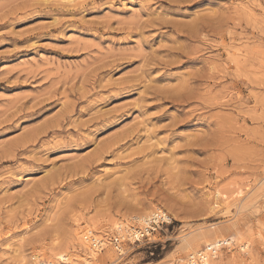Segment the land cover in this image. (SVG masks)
I'll list each match as a JSON object with an SVG mask.
<instances>
[{"label": "rangeland", "instance_id": "374dc122", "mask_svg": "<svg viewBox=\"0 0 264 264\" xmlns=\"http://www.w3.org/2000/svg\"><path fill=\"white\" fill-rule=\"evenodd\" d=\"M64 254L264 264V0H0V262Z\"/></svg>", "mask_w": 264, "mask_h": 264}, {"label": "built area", "instance_id": "2783aa9c", "mask_svg": "<svg viewBox=\"0 0 264 264\" xmlns=\"http://www.w3.org/2000/svg\"><path fill=\"white\" fill-rule=\"evenodd\" d=\"M172 222L171 217L167 212L162 209L155 210L145 222L137 224L135 222L131 223L130 230L131 234L124 235L125 230L122 227L119 229H115L114 235L111 237L110 245L118 252L121 253L125 244L127 243H137L142 240L148 239L151 235L161 229L164 225H168ZM127 229V230H129ZM97 239H90V243L95 249L102 248V243L100 241H96ZM195 261L198 263H202L200 256L195 257Z\"/></svg>", "mask_w": 264, "mask_h": 264}, {"label": "bare ground", "instance_id": "6f19581e", "mask_svg": "<svg viewBox=\"0 0 264 264\" xmlns=\"http://www.w3.org/2000/svg\"><path fill=\"white\" fill-rule=\"evenodd\" d=\"M142 214V213H141ZM152 213H150L149 215H146V216H143V217H133V218H137L141 223H143V222H145L146 221V219L151 215ZM174 218V220H177L176 219V217H173ZM116 230L117 229H119V227H122V229H124L125 230V234L124 235H130L131 234V228H130V226H131V223H129V222H124V221H121V222H119V223H117L116 225ZM130 228V229H129ZM127 229H129V230H127ZM67 232V231H66ZM95 233V232H94ZM92 231H88V232H84L83 233V235H82V241L86 244V249H87V251L89 252V254L92 252V257H96V258H98V257H100V253H103V251L104 250H107V249H110L111 250V248H110V239H109V237L108 236H96V237H94V234ZM97 234V233H96ZM181 234V235H180ZM179 235L180 236H182V232L180 233ZM91 237L92 238H95V239H97L96 241H100L101 243H102V248H99V249H95V248H93V246L91 245V243L89 242L90 241V239H91ZM103 237V238H102ZM182 237H184V236H182ZM181 238V237H180ZM238 240V238H236V237H230V238H226V239H224V242L225 243H231V241H237ZM84 244V245H85ZM127 244H134V243H127ZM126 245V244H125ZM222 246V243H221V241H216V242H210V243H208L207 245H206V249H205V251L206 252H212V253H210V254H212V256H214L215 254H216V251H218L219 250V248ZM125 248H123V250H124ZM200 253V252H199ZM203 254H199V256H200V258H201V260H202V263L203 264H211L210 263V259H208L207 257H206V255H203ZM209 254H207V256H208ZM197 255H195V256H191L190 257V260H189V262H190V264H197V262L195 261V257H196ZM5 258V257H4ZM33 262H35V263H32V264H54L52 261H50L51 263H49V261H46V260H43V259H41L40 260V256L39 255H35V256H33ZM69 258H68V256L66 255V254H64V255H60L58 258H57V262H56V264H69L70 263V261L68 260ZM86 263L87 264H89L90 263V261H86ZM0 264H1V262H0ZM24 264V263H23ZM29 264V263H28Z\"/></svg>", "mask_w": 264, "mask_h": 264}, {"label": "snow or ice", "instance_id": "6c2138e0", "mask_svg": "<svg viewBox=\"0 0 264 264\" xmlns=\"http://www.w3.org/2000/svg\"><path fill=\"white\" fill-rule=\"evenodd\" d=\"M36 6L37 7H44L45 5L44 4H37Z\"/></svg>", "mask_w": 264, "mask_h": 264}]
</instances>
